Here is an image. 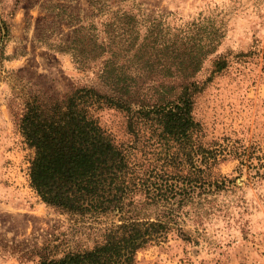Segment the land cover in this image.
<instances>
[{
  "label": "rangeland",
  "instance_id": "374dc122",
  "mask_svg": "<svg viewBox=\"0 0 264 264\" xmlns=\"http://www.w3.org/2000/svg\"><path fill=\"white\" fill-rule=\"evenodd\" d=\"M101 2L0 0V37L4 22L9 29L0 38V264L58 258L93 248L103 238L106 223L50 205L32 187L35 151L18 124L31 91L62 97L96 81L99 62L79 70L70 52L76 29L84 43L92 33L98 45L122 49L193 48L213 41L217 50L195 77L201 88L194 116L202 139L217 141L219 149L233 144L264 148V0ZM154 52L144 56L157 59ZM169 54L159 55L161 64L170 62ZM128 57L121 52V60ZM219 59L227 65L217 70ZM134 74L149 73L138 69ZM167 75L158 70L155 76ZM91 112L113 141L131 144L125 110L103 106ZM258 168L263 171L256 158L241 165L231 155L221 156L210 173L223 188L185 208L181 227L186 232L173 230L165 241L139 249L136 264H264V175L257 174Z\"/></svg>",
  "mask_w": 264,
  "mask_h": 264
},
{
  "label": "trees",
  "instance_id": "16d2710c",
  "mask_svg": "<svg viewBox=\"0 0 264 264\" xmlns=\"http://www.w3.org/2000/svg\"><path fill=\"white\" fill-rule=\"evenodd\" d=\"M4 25L0 38L9 34ZM79 33L76 29L70 52L79 70L99 62L94 63L96 81L62 97L31 91L18 124L35 151L31 185L43 201L107 225L93 248L34 264H136L139 249L165 241L173 230L186 232L181 227L185 208L223 188L210 173L221 156L231 155L241 165L256 158L263 168L257 174L264 175V148L233 144L219 149L217 141L202 139V125L194 116V97L201 88L195 77L217 50L213 41L193 48L122 49L114 43L98 45L92 33L84 43ZM151 49L157 59L144 56ZM122 51L129 53L125 61ZM168 52L172 59L161 64L159 55ZM226 65L225 59L216 61L217 70ZM138 69L149 74L135 75ZM158 70L167 77L157 78ZM103 106L128 113L131 144H117L94 117L91 109ZM111 215L118 221H109Z\"/></svg>",
  "mask_w": 264,
  "mask_h": 264
}]
</instances>
